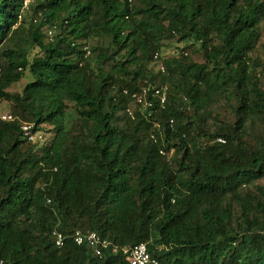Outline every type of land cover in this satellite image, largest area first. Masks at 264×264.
Wrapping results in <instances>:
<instances>
[{
    "label": "trees",
    "instance_id": "1",
    "mask_svg": "<svg viewBox=\"0 0 264 264\" xmlns=\"http://www.w3.org/2000/svg\"><path fill=\"white\" fill-rule=\"evenodd\" d=\"M23 1L0 0L17 116L0 120V264H130L141 242L159 264H264V0ZM145 84L164 106L136 103Z\"/></svg>",
    "mask_w": 264,
    "mask_h": 264
},
{
    "label": "built area",
    "instance_id": "2",
    "mask_svg": "<svg viewBox=\"0 0 264 264\" xmlns=\"http://www.w3.org/2000/svg\"><path fill=\"white\" fill-rule=\"evenodd\" d=\"M30 1L31 0H24L23 5L26 7ZM49 33H52V29L49 30ZM85 50L86 56L89 55L90 50L88 48H85ZM159 56V53L156 52L155 58H158ZM160 69L165 71V65L163 63H161ZM124 93L129 94L130 92L128 89H125ZM131 97L137 104L144 107L154 108L156 103L160 106H164L167 102L168 88L166 85L145 84L139 90L131 93ZM127 111L132 117H134L130 108H128ZM16 119L17 116L10 111L0 114V120L3 121H14ZM170 124H173V120H170ZM21 129L24 137L28 141L34 142L37 140H44L42 130L40 128H35L33 122H23ZM152 137L154 138V134ZM218 140L223 141L221 138ZM161 152H163V150H161ZM53 234L55 236L56 244L58 246L63 245L65 237L57 230H54ZM74 241L77 244L87 243L92 248L94 254L99 256H101L103 251L109 246V241L94 231L83 232L82 230H76L74 233ZM124 253L127 255L130 264H159L158 258L149 252L145 242L138 243L130 249H124Z\"/></svg>",
    "mask_w": 264,
    "mask_h": 264
},
{
    "label": "rangeland",
    "instance_id": "3",
    "mask_svg": "<svg viewBox=\"0 0 264 264\" xmlns=\"http://www.w3.org/2000/svg\"><path fill=\"white\" fill-rule=\"evenodd\" d=\"M181 45V44H179ZM257 53L259 54L260 57L263 58L264 61V30L262 34V38L260 40L259 46L257 48ZM166 55H171L173 54V48L165 50ZM192 57L198 61H202L201 55L199 53L193 54ZM32 78L31 74L29 71H25L24 77L18 81L17 83L13 84L9 90L11 91H21L25 83H27L30 79ZM73 108V107H72ZM10 111V103L5 100H0V114L6 113ZM73 110L71 109V112ZM42 133L44 135V142H48L52 139L54 133L50 131V126L49 125H42L41 126ZM260 183L264 184V179L260 180Z\"/></svg>",
    "mask_w": 264,
    "mask_h": 264
}]
</instances>
